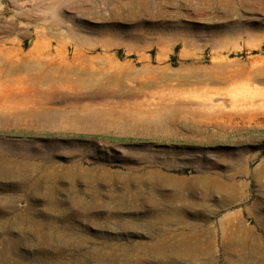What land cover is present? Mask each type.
Returning <instances> with one entry per match:
<instances>
[{
	"label": "rangeland",
	"instance_id": "1",
	"mask_svg": "<svg viewBox=\"0 0 264 264\" xmlns=\"http://www.w3.org/2000/svg\"><path fill=\"white\" fill-rule=\"evenodd\" d=\"M0 264H264V0H0Z\"/></svg>",
	"mask_w": 264,
	"mask_h": 264
}]
</instances>
